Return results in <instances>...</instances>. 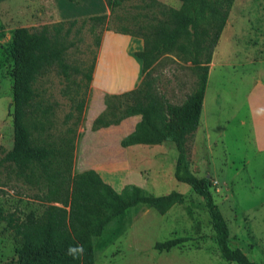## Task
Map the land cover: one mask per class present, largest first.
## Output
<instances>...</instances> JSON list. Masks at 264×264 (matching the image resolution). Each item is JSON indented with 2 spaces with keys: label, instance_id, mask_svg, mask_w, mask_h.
<instances>
[{
  "label": "rangeland",
  "instance_id": "374dc122",
  "mask_svg": "<svg viewBox=\"0 0 264 264\" xmlns=\"http://www.w3.org/2000/svg\"><path fill=\"white\" fill-rule=\"evenodd\" d=\"M21 3L32 5L29 0H19ZM46 3L41 0L36 6L41 16L18 14L0 20V145L5 150L13 145L12 61L7 56L12 33L21 26L39 30L56 24L48 17L53 9ZM181 3L122 0L103 24L91 27L79 21L71 27L68 48L63 52L67 74L57 63L42 71L34 83L28 119L32 142L54 148L55 155L44 166L36 164L31 170L21 171L9 163L0 165V264H19L21 243L16 227L29 218L42 222L46 206L64 208L77 190V175L98 164L97 142L92 138L98 116L112 120L133 97L146 102L155 96L180 105L194 90L198 70L189 54L180 50L159 54L143 72L140 92L133 95H104L92 88L88 77L94 72V82L98 83L120 72V65L110 68L104 61L114 35H106L97 62L106 30L155 26L164 18L166 8H178ZM214 23V17L207 13L200 20V28L212 35ZM68 26L65 23L63 29ZM126 47L121 42V54L126 53ZM205 57L206 51L198 55L201 61ZM134 60L138 62L136 57ZM208 66L199 121L207 130L186 136L188 170L197 177L211 178L215 202L229 227L230 245L257 264H264V146L254 133L252 113L253 104L264 100V0L233 1ZM128 152L131 172L110 174L115 179L114 189L135 185L152 196L177 191L183 200L165 214L138 203L113 217L100 233L91 236L95 264H237L226 261L214 240L202 197L175 179V147L170 143L137 145ZM180 236L191 239L170 250L154 246Z\"/></svg>",
  "mask_w": 264,
  "mask_h": 264
},
{
  "label": "trees",
  "instance_id": "16d2710c",
  "mask_svg": "<svg viewBox=\"0 0 264 264\" xmlns=\"http://www.w3.org/2000/svg\"><path fill=\"white\" fill-rule=\"evenodd\" d=\"M77 1V0H71ZM234 0H182L180 7H168L164 10V18L155 26H139L132 30L120 26L115 32L130 34L143 40V47L136 52L142 62V72L161 53L180 50L189 54L198 70L196 87L186 100L178 105L164 98L150 96L145 102L133 97L126 104L124 111L112 120L98 116L94 128L111 125L122 119L141 114L135 129L122 140V146L133 144L170 143L177 151L174 177L177 181L188 184L202 197L209 223L214 231L216 241L227 262L237 264H257L237 247L230 245L228 224L215 202L211 187L212 180L208 176L197 177L188 170L185 155L186 136L193 133L199 123L203 98L205 94L211 49L218 41L220 33L227 21L228 10ZM110 14L122 0H105ZM210 13L214 19V31L200 28V20ZM108 14L94 15L81 19L60 21L51 26H43L39 30L25 26L17 27L12 33L8 58L12 61L10 75L13 80V145L5 150L0 145V165L9 163L19 170H31L36 164L45 165L55 155L54 148L37 145L32 142L28 119L30 107L35 96L34 83L47 66L59 64L67 74L68 65L64 61L63 52L68 48L67 37L71 27L81 23L103 24ZM68 27L64 30V24ZM140 35V36H139ZM206 39H210L208 41ZM100 40L98 42V45ZM206 51L201 61L198 55ZM92 79V75L88 76ZM143 83V81H141ZM139 86L121 94H111L122 98L139 93ZM112 110V108H111ZM76 191L64 208L46 206L44 220L39 222L27 219L16 227L21 248L18 252L19 264H95L91 236L102 231L104 225L113 217L122 214L127 208L143 203L165 214L175 203L183 200L180 192L152 196L144 194L138 186L132 185L117 191L93 169L77 175ZM67 207V208H66ZM191 237H174L155 243L157 250H170L175 245L190 240ZM83 245L85 254L80 259L66 255L70 245Z\"/></svg>",
  "mask_w": 264,
  "mask_h": 264
},
{
  "label": "crops",
  "instance_id": "0c3cea01",
  "mask_svg": "<svg viewBox=\"0 0 264 264\" xmlns=\"http://www.w3.org/2000/svg\"><path fill=\"white\" fill-rule=\"evenodd\" d=\"M24 1V0H23ZM32 5L24 3L19 4V0H0V20L6 17H15L18 14L28 16L31 14L42 15V12L36 11V6L41 3V0H29ZM47 6L53 9V12H48V17H52L50 21L60 22L68 21L72 19H81L94 15L108 14L109 8L105 0H45ZM35 3V5H34ZM31 7V8H30ZM87 7V8H84ZM84 8V9H82ZM8 19V18H7ZM26 27V26H25ZM111 34L110 42L108 44L109 52L105 56L106 66L113 67V65H120V72L116 76H112L109 80H101L98 83L94 82L95 73L92 74L91 86L94 90L105 94H121L131 91L137 88L143 79L142 62L136 56V52L140 51L143 47V40L140 37L130 34H122L113 30H106L101 37V43L97 52V62L100 59L102 49L105 43L106 35ZM120 37V38H116ZM121 42H125L127 45V51L125 54H121L118 47L121 46ZM134 57L138 59V62L134 60ZM118 63V64H117ZM214 66V65H213ZM264 100H260L253 104V130L257 136V140L264 146ZM201 113L203 111V105ZM141 114H134L128 116L121 121L102 126L92 132V138L97 142L96 151H99V162L92 166L101 178L113 186L115 179L112 178V173L116 171H122L121 173L127 174L131 172V163L129 158V149H132L137 145L148 144H133L129 146H122L121 140L129 133H131L136 124L140 121ZM201 119V114H200ZM199 119V121H200ZM207 130L206 126L203 128L200 123L196 130ZM155 144V145H163ZM110 168V169H109ZM119 173V172H118ZM181 237V236H180ZM183 237V236H182Z\"/></svg>",
  "mask_w": 264,
  "mask_h": 264
},
{
  "label": "clouds",
  "instance_id": "9594fccd",
  "mask_svg": "<svg viewBox=\"0 0 264 264\" xmlns=\"http://www.w3.org/2000/svg\"><path fill=\"white\" fill-rule=\"evenodd\" d=\"M85 254L83 245H70L66 250V255L71 256L73 259H80Z\"/></svg>",
  "mask_w": 264,
  "mask_h": 264
}]
</instances>
